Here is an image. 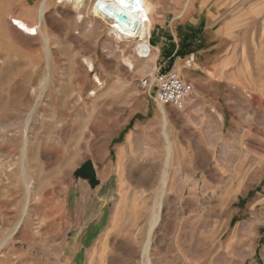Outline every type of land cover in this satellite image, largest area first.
<instances>
[{
  "label": "rangeland",
  "instance_id": "rangeland-1",
  "mask_svg": "<svg viewBox=\"0 0 264 264\" xmlns=\"http://www.w3.org/2000/svg\"><path fill=\"white\" fill-rule=\"evenodd\" d=\"M243 1L249 21L260 16L248 70L264 85V4L255 14L258 0ZM45 2L47 37L13 20L33 23L42 0H0L12 54L0 53V264H264V88L225 115L210 104L199 117L192 94L181 109L160 104L141 80L175 71L190 82L189 66L155 57L141 68L110 24L87 27L71 3ZM89 159L95 187L74 175Z\"/></svg>",
  "mask_w": 264,
  "mask_h": 264
},
{
  "label": "crops",
  "instance_id": "crops-1",
  "mask_svg": "<svg viewBox=\"0 0 264 264\" xmlns=\"http://www.w3.org/2000/svg\"><path fill=\"white\" fill-rule=\"evenodd\" d=\"M182 1L173 0L174 11L164 13L160 1L150 42L157 48V62L162 59L164 65L173 64L174 69L189 66L191 72L182 76L195 89L187 107L201 117L214 104L225 115V109L235 100L245 101L248 94L261 96L264 85L257 81L261 76L248 70V61H253L248 57L254 56V41L258 42L262 30L257 21L260 16L249 21L244 15L249 8L243 0H193L179 12L177 6ZM263 4L258 0L251 9L260 14ZM177 14L179 20L173 26ZM199 125L210 123L206 120Z\"/></svg>",
  "mask_w": 264,
  "mask_h": 264
},
{
  "label": "bare ground",
  "instance_id": "bare-ground-1",
  "mask_svg": "<svg viewBox=\"0 0 264 264\" xmlns=\"http://www.w3.org/2000/svg\"><path fill=\"white\" fill-rule=\"evenodd\" d=\"M42 0L40 8L35 13V18H33V23L29 22L26 19H19L18 17H13V20H16L20 28L26 30L29 33H35L39 28L42 27V34L44 37H47V33L43 28H45V2ZM71 3L74 9L82 13L85 17V20H92L91 23H88L86 26H91L92 24H98L97 26L103 27L104 24H110V32L118 39H126L133 42L134 52L137 57L140 59V67L149 69L153 68L152 63L155 60L157 48L153 46L150 42L151 29L154 25L155 14L159 10V3L161 0H61ZM2 2V1H1ZM19 0H15V3L18 4ZM2 5V4H1ZM94 9V13L103 19V23L99 22L95 18L89 17L87 13ZM2 12V11H1ZM117 13L126 14L129 18L127 23L121 21ZM3 20V19H2ZM12 27L16 31H21L18 26H15L11 21ZM1 42V41H0ZM0 53H4L11 57L8 47L2 48L0 44ZM135 55L125 57L127 64L134 68L133 58ZM158 56V55H157ZM88 60V59H87ZM89 65L92 63L87 61ZM41 94L38 96L40 100L42 94L48 89L49 82L40 83ZM59 90V89H58ZM38 100L36 105H38ZM24 130V129H23ZM28 131L25 130L22 134L23 140V154L27 150V144L29 142ZM24 176L26 179L27 187H29L30 177L26 172L25 166L23 167Z\"/></svg>",
  "mask_w": 264,
  "mask_h": 264
},
{
  "label": "built area",
  "instance_id": "built-area-1",
  "mask_svg": "<svg viewBox=\"0 0 264 264\" xmlns=\"http://www.w3.org/2000/svg\"><path fill=\"white\" fill-rule=\"evenodd\" d=\"M141 86L149 92L156 88V100L160 104L173 105L184 108L194 85L184 81L175 71L167 74H158L154 79L147 77L141 80Z\"/></svg>",
  "mask_w": 264,
  "mask_h": 264
},
{
  "label": "water",
  "instance_id": "water-1",
  "mask_svg": "<svg viewBox=\"0 0 264 264\" xmlns=\"http://www.w3.org/2000/svg\"><path fill=\"white\" fill-rule=\"evenodd\" d=\"M118 18L127 23L129 18L126 14L117 13ZM74 175L76 177H81L87 179L91 187H95L100 183V180L97 177V170L92 160L85 161L77 170L75 171Z\"/></svg>",
  "mask_w": 264,
  "mask_h": 264
}]
</instances>
